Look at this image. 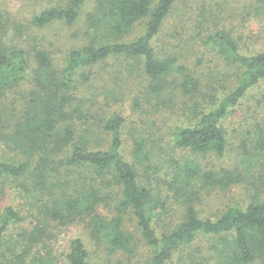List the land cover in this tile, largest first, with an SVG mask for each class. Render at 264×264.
Here are the masks:
<instances>
[{
    "label": "rangeland",
    "instance_id": "rangeland-1",
    "mask_svg": "<svg viewBox=\"0 0 264 264\" xmlns=\"http://www.w3.org/2000/svg\"><path fill=\"white\" fill-rule=\"evenodd\" d=\"M101 1L84 2L78 19L73 22L54 19L40 25L35 18L43 11L68 8L74 0H0V45L23 49L29 61L23 78L0 94V116L5 131L0 134V161L27 162L30 167L21 176L0 178V226L8 207L19 215L4 231L0 264H39L42 259L44 264H67L66 254L75 238L85 242L91 260L149 264L151 248L136 216L125 208L122 190L110 181L112 176L102 178L85 166H70L64 160L76 144L90 149L108 148L111 137L105 125L114 114L125 119L122 150L125 158L137 165L139 179L167 204V209L157 212L154 219L158 233L179 229L186 218L187 198H191L199 216L213 219L229 207H245L255 197L264 200V79L252 85L222 119L228 140L224 155L174 146L169 133L174 125L196 121L198 114L218 105L219 99L241 81L244 66L220 50L213 34L229 36L243 56L264 52V0H176L153 38V48L159 58L187 66L199 80L197 91L187 93L180 85L175 87L179 79L176 72L169 77L172 88L162 93L153 91L157 82L144 71L143 58L116 57L83 66L74 75L73 87L62 88L60 92L69 100L66 109L71 117L58 124L55 131L71 126L69 144L60 145L51 131L46 134V143L41 142L46 150L33 155L23 152L17 143L21 139L17 131L25 128L24 122L42 123V119L50 117L47 108H42L45 102L38 107L34 101L45 95L48 88L55 90L48 77L39 73L37 52L46 53L51 60L50 68L62 76L71 50L117 38L131 40L142 33L147 20L128 35L116 38L110 34ZM152 121L156 124L154 131ZM135 140L145 141L154 149L160 147L163 152L145 161L144 166H149L146 173L143 165L137 163ZM172 159L182 167L191 164L198 167V175L190 181L191 184L196 181L195 192L190 194L187 189L186 196L181 195L177 190L178 186H184L181 178L172 188L160 180L155 182L165 169L168 172ZM208 172L224 176V183L203 177ZM89 191L102 199L97 209L103 216H114L118 208L124 210V230L131 238L128 249L110 250L104 237L100 238L102 234L93 235L84 220L88 218L76 216L74 220L63 221L59 216H43L46 203L64 204L70 194L76 196ZM234 243L232 234L198 232L191 242L175 251L168 264H225L232 257ZM255 264L262 263L259 260Z\"/></svg>",
    "mask_w": 264,
    "mask_h": 264
},
{
    "label": "trees",
    "instance_id": "trees-1",
    "mask_svg": "<svg viewBox=\"0 0 264 264\" xmlns=\"http://www.w3.org/2000/svg\"><path fill=\"white\" fill-rule=\"evenodd\" d=\"M87 0H74L70 7L65 9H51L43 11L35 20L44 25L54 19H62L67 23L73 22L79 17V8ZM176 0H102L104 15L106 16L107 30L117 38L128 35L131 30L143 20H147L142 33L131 40L103 41L100 45H84L70 51L62 76L50 68V58L46 53L37 52L39 73L48 77L50 85H55L52 92L48 88L43 96L35 99L34 104L38 107L42 102L47 108L49 118L42 119V123H26L25 128L19 129L17 134L21 139L17 143L22 147L23 152L29 155L37 151H44L41 142L46 143V134L55 132V140L60 145L69 144L72 137L71 126H66L61 131H55L58 124L66 121L71 116L67 111L68 98L60 94L62 88H71L74 84V75L79 68L99 64L109 58H143L144 71L152 78L153 91L165 92L173 85L169 81L170 76L175 72L179 75L175 87L179 86L187 93L197 91L199 80L190 73L185 65L174 64L171 60L161 59L156 56L153 48V38L160 31L164 21L168 17ZM220 50L227 56L239 61L245 68L240 83L226 96L219 99V104L209 111L198 114L196 121L187 125L177 124L169 128L170 139L174 146L190 148L196 152H213L217 156L224 155L227 148V137L222 127V119L230 107L236 105L245 95L247 90L254 84L264 79V52L253 56H243L237 52L233 40L226 34H213ZM29 61L23 49L13 46L4 48L0 45V94L13 82L23 78ZM180 82V83H179ZM38 95V94H37ZM217 96H214V98ZM212 98V97H210ZM264 99V95H263ZM74 113V112H73ZM3 119L0 116V134L5 133L2 129ZM125 119L120 114L111 115L106 121L105 129L110 132V144L108 148L90 149L80 144L74 145L72 151L66 156L65 164L74 166L82 165L90 169L93 174L104 177L111 175V182L116 183L122 190L123 204L127 210H131L138 220L141 232L151 248L152 256L149 264H168L173 258L175 251L183 244L191 242L196 233L202 232L207 235L232 234L235 236V248L232 257L225 264H255L259 260L264 264V200L255 197L245 207H229L216 219L203 218L199 216L191 198L186 202V218L179 229L170 232L158 233L153 226L156 213L167 209V204L154 192L153 188L146 186L138 177L137 165L129 162L123 154ZM154 131L155 121L150 123ZM152 135V134H151ZM152 141V139H151ZM134 153L137 163L144 166L156 153H163L154 149L151 144L145 141H134ZM59 149L55 147V150ZM71 149V148H70ZM41 160L43 156H40ZM141 158V162H140ZM40 160V161H41ZM168 172L165 169L155 182L167 185L169 188L179 184L177 190L181 195L186 196V190L190 194L195 192L196 181L191 184L193 176L198 175V167L186 165L175 159L171 160ZM185 168V169H183ZM183 169V170H182ZM161 170V169H160ZM180 170H182L180 172ZM197 170V172H196ZM30 171L29 163L0 161V178L6 175L18 177ZM34 174V173H32ZM35 175V174H34ZM163 175V176H162ZM206 179L214 183H224L225 177H218L212 172L203 174ZM41 174L38 175L40 177ZM173 176H175L173 178ZM231 177L227 174V177ZM36 176V181L39 179ZM195 179V177H194ZM191 185V186H190ZM190 186V187H189ZM79 192L78 195L70 194L64 204H45L43 216L47 218L58 217L63 221H71L77 217L87 222L93 235L102 234L108 248L112 251L128 249L130 247V234L124 230L123 212L117 209L114 216L106 217L98 212L99 199L97 193ZM188 196V195H187ZM19 215L14 208L8 207L4 212L0 226V248L4 231L9 224L18 219ZM81 218V219H82ZM42 229V228H40ZM42 231V230H41ZM87 245L81 238H75L70 243V249L66 254L67 264H109L98 260H91ZM39 264H44L43 259Z\"/></svg>",
    "mask_w": 264,
    "mask_h": 264
}]
</instances>
